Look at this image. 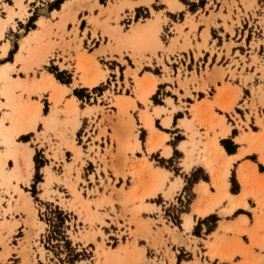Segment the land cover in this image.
Masks as SVG:
<instances>
[{"label": "crops", "instance_id": "obj_1", "mask_svg": "<svg viewBox=\"0 0 264 264\" xmlns=\"http://www.w3.org/2000/svg\"><path fill=\"white\" fill-rule=\"evenodd\" d=\"M234 1L137 2L132 10L125 8L127 21H121L126 30H121L113 20L106 22L107 13L110 15L118 10L112 8L110 12L111 5H107V0H29L26 2L27 14L23 15L22 9L15 11L13 8L14 24L12 19H8L0 35L2 127L11 124L13 108L7 103L8 97L13 96L16 101L26 104L25 116L29 115L35 104H40V117L35 128L14 134L18 143L32 148V161L36 148H41L35 130L41 124L45 129L42 117L56 106L61 121L56 131L61 133L63 130V137L68 135L66 128L71 123H66V117L70 101L74 99L79 109V126L83 127L84 134L88 133L86 144L83 145L85 152L101 163L96 156L99 148V154L105 156L107 164L115 166L119 173L116 176V188L121 186L122 173H125L126 184L123 189L113 191L111 196L110 189H107L103 196L89 197L90 210L87 211L92 219H105L107 224L101 227L108 238L129 233L128 238L122 241L126 248L119 251L123 260L117 264H149L145 260L148 256L157 259V264H163L162 261L166 264H244L243 252L246 251L256 253L255 258L260 257L261 253L264 258V118L260 125H256L254 117L250 118L249 126L245 124L248 110L245 108L241 111L234 103L238 98V104H243L241 101L249 82L243 84L239 76L231 78L227 69L236 68L239 72L244 64L242 55L247 61L250 59V36L241 30L237 19L239 17L241 20L245 14L248 16L253 11L246 10L241 0ZM256 3H259L258 0ZM99 9L107 13H99ZM142 12H149V15L143 17ZM15 13L23 16H14ZM75 14L78 35L83 38V45L89 46L88 51H81L77 45L73 53L76 54L77 75L73 74L72 68L67 67L68 63L73 67V62L64 61L60 49L54 51L48 62L43 60L39 64L35 63L39 52L49 44L39 43L25 54L32 44L30 41L36 39L38 34L60 33L64 24L67 31L72 29V23L67 19H73ZM30 16H33V27L16 38L14 47L10 39L12 35L7 37V34L20 33L21 26L26 24ZM89 17H92V22ZM7 18L8 13L0 21ZM140 18H144L143 21L139 20L144 25L142 29L157 27L160 41L166 47L170 38L179 33L177 25L184 24L177 43L172 44L174 51H161L157 47V57L152 56L150 64L144 62L143 67L147 69L138 72L143 79L144 90L152 86L146 100L140 98L142 90L133 83L134 92L115 94V105L106 109V113L112 115L111 122H107L100 111L96 115H89L95 112V108L89 113L86 111L87 106L96 107V104H90V100L98 97L92 90L101 85V79L106 76V71L99 67L97 61L108 68L112 82L118 81L122 87L125 85L126 63L133 62L128 51L116 50L118 45H112L113 49L105 48L107 37L102 36V27L107 28L118 44L140 50L128 42L125 34L132 33V28ZM165 33L168 37L166 40L163 39ZM28 35H32L33 39L22 49L21 44ZM262 36L259 38L262 39ZM68 37L65 36L66 40ZM101 38L106 41L97 43ZM230 40L234 44L228 52L225 44ZM181 45L186 47L181 48ZM145 49L149 48H141L142 51ZM19 54H22V59H18ZM180 54L183 60L176 57ZM62 62L65 64L63 67L60 65ZM33 64L40 65L35 75L31 68L36 67ZM48 64H53L72 80L65 82L58 79L55 72L46 66ZM163 64L171 69L170 78ZM220 66L226 69L225 72ZM206 68L208 72L203 73ZM5 72L14 81L23 80V84L11 87L6 93ZM50 73L54 81L52 86L41 90L40 94L29 92L28 85L32 77L42 79L40 83H46L44 78ZM83 73L98 75L99 79L95 84L87 85ZM128 80L132 83L130 78ZM227 82L230 86L226 85ZM74 89H82V95H77ZM60 91L62 95L58 100L54 99L52 94ZM226 104H232V108L234 106L241 120L230 108L225 107ZM103 127L110 136L100 133ZM96 135H99V139L94 138ZM126 137L130 141L129 145L125 143ZM92 142L94 145L89 151L88 146ZM4 148V143L0 142V151ZM12 160V156H8L6 162ZM85 160L95 163L90 157ZM19 162H24L21 157ZM132 169L133 173H130ZM108 173L115 180L113 171L109 169ZM232 177L237 183L235 189ZM160 180L161 184L156 187ZM185 187L189 191L188 202L180 212V221H166L162 214L164 204ZM141 203L144 206L139 207ZM167 248L170 252L166 256ZM103 259L101 257L100 262L96 259V263L115 264L113 260L104 262Z\"/></svg>", "mask_w": 264, "mask_h": 264}, {"label": "rangeland", "instance_id": "obj_2", "mask_svg": "<svg viewBox=\"0 0 264 264\" xmlns=\"http://www.w3.org/2000/svg\"><path fill=\"white\" fill-rule=\"evenodd\" d=\"M28 1L29 0H21V3L24 5L18 8L16 0H0V20L1 18L7 17L9 10L6 5L9 4L13 6L15 11L22 9V11H24L23 15H26V2ZM107 1V5L121 4V8L110 15L100 9L99 13H107L106 22L113 20L119 29L126 30L125 26L122 25L123 21H127V17L124 13L125 8L132 10L137 2H147L148 0H124L125 2L122 0ZM241 2L246 10L252 9L253 11V13L248 16L245 14L243 19L240 20L239 17L237 19V23L241 30H243L247 36H250L251 55H249V61L242 55L244 64L239 72L236 71V68L230 69V67H228L227 69L230 71L231 78L239 76L243 84L249 82V87L246 89V94H244V98L241 101L243 104H238L237 98L234 106L238 105L237 109L239 108L241 111L245 108L248 110V113L245 114L247 120L245 122L246 125L248 124L249 126L251 117H254L256 125H260V123L257 122L258 117L261 116L262 119L264 118V0H258L259 3H256V0H241ZM151 12L153 13V11ZM15 15L19 17L23 16L17 13H15L14 16ZM141 15L146 17L149 15V12H142ZM10 19H12V16ZM32 19L33 16H30L26 24L21 26L22 29L20 33L9 32L7 34V37L8 35H12L10 39L14 47L16 38L24 31L33 27L34 24L31 22ZM122 19L123 21H121ZM67 20L71 21L73 26L72 29L67 31L66 24H64L62 32L60 33L52 32L45 35L42 33L38 34L36 39L30 41L32 44H30L29 50L25 51V54H28V52L39 43L49 44L51 46L50 51L47 53L44 62H48V58L54 54V51L60 49L64 55L63 60L73 62V67L72 64L69 63L67 67L72 68L74 71L73 74L77 75L75 68L76 54L73 53L77 49V45L81 51H88L89 46H84L83 38L78 35L79 29L76 14L73 19ZM92 20V17H89V21L92 22ZM139 20L143 21L144 18H140L138 21ZM11 22L14 24L13 19ZM41 24H43V22ZM133 25L134 23L129 26V28ZM183 25L184 24L177 25L176 29L179 33L176 37L170 38V43H172L171 45L169 43V47H166L161 40L162 44L158 49H161V51H174L172 44L177 43ZM97 26H100V24H97ZM93 34L94 36L96 35V30H94ZM66 35L69 36L67 40L65 38ZM102 36L107 37V45L105 48L113 49L112 45H118L116 50L119 52H121V49L128 51L133 60V62L129 64L125 61L127 69L125 71V85L123 87L118 81L113 83L112 78L108 76V68L96 60L99 67L101 69L103 67L106 71V76L104 79H101L103 81L102 84L92 90L94 95L96 94L98 97L96 96L93 100H90V104H96V107H92L95 108V112L89 115H96L97 111H100L104 113V118H106L107 122H111L112 115L106 113V109H110L115 105V94L121 92H134V73L146 70L147 67H143V64H145L144 62L150 64L152 56L157 57L158 49H145L139 51L128 45H122V43L118 44L116 40L112 39L107 28L104 27H102ZM260 36L263 38L260 39ZM167 38V33H165L163 39L166 40ZM105 41L104 38H101L97 43L102 44ZM233 44L234 42L232 40L225 44L228 52L230 46ZM189 45H191L190 42ZM180 47L185 48L186 46L181 45ZM176 57L183 60L182 54L176 55ZM160 61L162 62V59H160ZM33 65L36 66L35 68L31 67L34 71L33 75H35L37 71L36 68L40 65ZM60 65L63 67L65 64L62 62ZM46 66H48L51 71L55 72V75L58 74L63 79L62 81L69 82L72 80L67 74L58 70L59 68L55 67L53 64H48ZM163 67L164 71L167 73V77L170 78L171 69L165 64H163ZM219 68L223 72L226 70L222 66ZM245 69H247V71H245ZM207 72L208 68H206L203 73ZM180 75L179 73L178 77H180ZM129 78L132 80V83L129 82ZM226 85L230 86V83L227 82ZM233 87L237 86L234 85ZM203 89H205V85ZM81 90L82 89H76L75 93L80 96L82 95ZM205 93L208 95L207 90ZM234 106L230 108V111L233 113H235ZM45 111H47L46 108ZM91 112L92 110L89 113ZM235 114L240 119V115L237 113ZM101 121L102 120H100L99 123ZM56 127L51 129L45 127V129H43V124H41L39 128L35 130L36 138L39 139L41 148H36L31 175L28 179L25 177L26 167L24 162H19L21 170L18 178L12 177L8 185L0 183V264H97L96 259L100 262L101 257L104 256L98 255L96 251V240L100 242L103 241L106 245L111 246L117 242L122 243V241L126 240L129 236V233H125L124 235L116 236V238H108L101 227V225L107 224L105 219H92L87 215V211L90 210V206H86V203L90 204L89 197L93 195L103 196L107 189H110L109 196H111L113 191H118L115 185L118 182L116 176L119 173L117 174L115 166H113V164H107L105 156L99 154V148L96 152V156H98L101 163H98L93 156L85 152L83 145L86 144L88 133H83V127L79 126L75 131H72V124H70V126L66 128L69 134L65 135L66 138H69V141L63 138L61 133L56 131ZM100 133L110 136V134H107L105 127L100 130ZM111 136L114 137L113 134H111ZM94 138L99 139V135H96ZM93 145L94 142L88 146L89 151L93 148ZM78 150H80V153H78ZM88 157L95 163H88L87 160H85ZM13 165L14 161L12 160L10 162H5L3 167L9 170ZM109 169L113 171L116 177L115 180H113V177L108 173ZM48 173L51 174V179L46 184L45 181ZM122 175L123 180L121 186L123 187L126 184V177L124 172ZM232 184L233 189H235L237 183L234 177H232ZM188 186L189 182L187 183V187ZM19 187L22 191L18 190ZM184 190L189 194L186 187ZM26 198H29L31 201L30 210L24 205L27 200ZM166 204H164V207ZM164 207L162 209V214ZM111 210L114 211L112 208ZM104 215L108 216L107 213ZM210 220L213 222L212 217ZM129 221L131 222L132 220L129 219ZM128 230L132 233L129 226ZM86 231L95 232L96 240L92 239V233L90 232L88 233V238L82 237V232ZM169 252L170 250L167 248L165 255L167 256ZM243 254L245 256L244 264H264V258L261 253L258 258L254 257L256 253H252V251H246V253L243 252ZM148 257L149 258L145 260H147L149 264H157V259L151 258L150 256ZM162 263L166 264L164 261H162Z\"/></svg>", "mask_w": 264, "mask_h": 264}, {"label": "bare ground", "instance_id": "obj_3", "mask_svg": "<svg viewBox=\"0 0 264 264\" xmlns=\"http://www.w3.org/2000/svg\"><path fill=\"white\" fill-rule=\"evenodd\" d=\"M122 1L125 2L124 0H122ZM16 2L20 8L22 7V5H24L21 3V0H16ZM6 7L9 10L8 18L10 19L12 14H13V7L10 5H6ZM112 8L113 9H119V8H121V4L111 5V7L109 8L110 12L112 11ZM7 19L0 21V35L2 34V31H3V29L7 23ZM143 26L144 25L139 21L136 23L135 27L132 28V33H125L128 37V42L130 44L136 46L137 48H140V50H141V48L142 49L143 48H149V49L155 50L157 47H160L161 41H160V38L158 36L157 27L156 26H150V27H147L146 29H142ZM31 39H33V36L28 35V37H26L23 40V42L21 44V48L22 49L26 48V44L29 43V41ZM50 47L51 46H46V47H44V49L42 51L39 52V54L37 56V60L35 61L36 64H39L43 60H46L47 53L50 51ZM22 58H23L22 54H19L18 59H22ZM78 68H81V67L78 66ZM145 74H150V73L145 72ZM5 76H6L5 77L6 83H5L4 91L6 93H9V90L11 87L21 86L23 84L22 83L23 80L18 79L16 81H14V79L11 77V75L8 74L7 72H5ZM101 76H103V75H101ZM83 79L87 85H92V84H95L97 82L99 77H98V75H92L89 73H88V75H86L85 73H83ZM41 80L42 79L38 80L35 77H32V82L28 85L29 86V92L30 91L31 92H37L40 94L41 90L46 89L49 86H52V84L54 82L51 73L47 74L46 77L44 78L46 83H40ZM134 80H135V86L142 90L141 94L139 95L140 98L142 100H146L148 92L152 90V86L150 85L147 89L144 90V84L142 82L143 79H142V77L139 76V74L137 72L134 73ZM64 90H66V87H64ZM64 90H62V91H64ZM62 91L55 93V94H52L54 99L58 100V98L63 93ZM8 99H9V102H7V103H10L12 105V108H13V110L11 112V116H10L11 124L9 126L2 127V124H1L2 120L0 121V142H3L5 145V148L3 149V151H0V183L6 184V185L9 184L12 177L18 178L19 172L21 170V167L19 164V158L20 157L23 159L25 167H26V175H25L26 179H28V177L31 175V170H32V165H33V161L31 158L32 148L28 147L27 144L18 143L14 138V134L18 133L21 130H26L29 128H32V129L35 128L36 122H37L38 118L40 117V114H39L40 104L39 103H37L33 106V108L31 109L28 116H25L24 110H25L26 104L20 103V101H16L13 96L8 97ZM225 107L232 108V104H226ZM78 110L79 109H78V106H77L75 100L72 99L70 101V105H69V109H68V115L66 117V123L72 124V131H75L76 128L80 124ZM91 110H92V106H87L86 111L90 112ZM42 120L45 124V127L49 128V129L54 128L57 125H59L61 123V121H59V118H58V108L55 106L50 111L49 114L42 117ZM257 120H258L257 121L258 123H261L262 117L259 116ZM62 134H63V130L61 132V135ZM63 138H66V136H64ZM66 139H67V141H69L68 137ZM125 143L128 145L130 144L128 137H126ZM136 143H138V142H136ZM78 153H80V150H78ZM8 156H12V158L14 159V165L9 170H7L3 167V165L7 161ZM129 172L133 173V169L130 170ZM50 179H51V174L48 173L45 183L47 184ZM160 184H161V180L157 183L156 187H159ZM122 189H123L122 186L117 187L118 191H120ZM18 190L22 191V189L20 187ZM26 199L27 200H26L24 205H25V207L27 206L26 208H28L30 210L31 209V204H30L31 201L29 198H26ZM173 200H174V198L171 201H173ZM88 205L89 204L86 203V206H88ZM142 206H144V205L141 203L139 205V207H142ZM89 218H92V217L89 216ZM89 232L92 233V236H91L92 239L96 240L95 232H92V231L82 232V237L88 238ZM96 242H97L96 251H97L99 256H104V259H103L104 262H108V261H112V260L115 262V264H117L118 262H122L123 257H121V255L119 254V251L122 248H126L125 244H122L120 242L116 247L113 248L109 245H106L103 241L100 242V241L96 240ZM138 257H139V255H137L136 258H138ZM97 262H98V260H97Z\"/></svg>", "mask_w": 264, "mask_h": 264}, {"label": "built area", "instance_id": "obj_4", "mask_svg": "<svg viewBox=\"0 0 264 264\" xmlns=\"http://www.w3.org/2000/svg\"><path fill=\"white\" fill-rule=\"evenodd\" d=\"M179 59V58H178ZM188 194L186 191H180L175 195L174 200L166 204L163 210V217L166 221L178 223L180 212L186 207Z\"/></svg>", "mask_w": 264, "mask_h": 264}, {"label": "trees", "instance_id": "obj_5", "mask_svg": "<svg viewBox=\"0 0 264 264\" xmlns=\"http://www.w3.org/2000/svg\"><path fill=\"white\" fill-rule=\"evenodd\" d=\"M57 78L60 79L61 81L63 80L58 74H56ZM225 141H223L224 143Z\"/></svg>", "mask_w": 264, "mask_h": 264}]
</instances>
